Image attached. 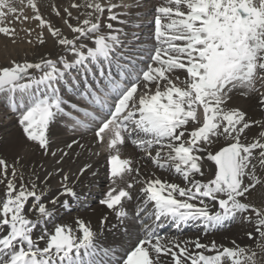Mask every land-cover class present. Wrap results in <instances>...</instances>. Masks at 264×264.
<instances>
[{
    "label": "snow or ice",
    "instance_id": "obj_1",
    "mask_svg": "<svg viewBox=\"0 0 264 264\" xmlns=\"http://www.w3.org/2000/svg\"><path fill=\"white\" fill-rule=\"evenodd\" d=\"M148 3L69 0L51 6L57 25L38 0H0V35L15 45L16 24L35 21L38 43L47 31L57 48L38 61L0 64V115L20 129L11 159L0 153V264H264V196L253 199L264 193V0H156L146 41L125 29ZM23 31L31 37L35 29ZM63 82L82 100L65 99ZM65 117L73 136L53 150ZM89 134L108 181L99 205L129 238L119 254L99 244L86 217L58 216L57 205L83 203L76 181L93 166L82 165L73 180L63 162L65 149L84 148L76 137ZM129 146L136 155L125 154ZM37 152L54 159L49 170L29 169ZM142 161L174 172L183 186ZM238 217L254 246L158 231L169 221L177 229L202 222L207 233Z\"/></svg>",
    "mask_w": 264,
    "mask_h": 264
},
{
    "label": "bare ground",
    "instance_id": "obj_2",
    "mask_svg": "<svg viewBox=\"0 0 264 264\" xmlns=\"http://www.w3.org/2000/svg\"><path fill=\"white\" fill-rule=\"evenodd\" d=\"M152 1L153 0H149V3H151ZM38 3L42 4V12L44 13V15L50 18L54 23L59 25L60 20L55 16L54 12H52L51 6L67 7L69 0H63V2L61 0H38ZM26 12L28 14H31L30 10L26 9ZM36 23L37 22L35 21H29L26 24H16L18 36L16 37L17 43L15 45H13L6 37L0 35V64L5 63L10 57L21 59L28 56V60L33 61L37 57L40 58L41 55H46L49 52L54 53L57 51V48L54 46L52 38L48 36L49 34L47 33V31H45L44 34L46 43L44 45H40L38 43V41L36 40V35L39 31H41V29L36 27ZM22 27L33 28L35 29V31L32 33L31 37H27L25 34H23V31H21ZM29 38L32 39V44L27 43V39ZM37 47H39L38 53H34L31 55L29 50L36 49ZM0 99H2V96H0ZM237 103H239L241 107L249 108L250 111L256 114V118H259L258 110L251 108L248 101L237 98ZM0 112H2V105H0ZM4 118L5 117L3 115H0V153L7 155L9 159H11V142L20 136V129L18 125L13 127L14 124H16L14 118L8 119L7 122L4 121ZM71 138L72 137L65 136L64 131L61 132L59 138L56 141V144L60 142L57 147L61 148L62 145L63 148H65V141L70 142ZM81 143L84 144V148H80L74 145L72 150L65 149L66 151H68L69 155L64 159V170L66 172L72 173L73 180H76L74 174L82 165L91 163L93 167L87 173H85L84 176L80 177L78 181H76L77 190L82 193L81 201H83V203L73 200L71 202V208L82 207V209H85L84 211H82L83 215H81V217H86L92 223V226L98 230L99 237L104 238L98 241L101 246L111 244L112 247H115L116 249H122L123 244L124 247H127L129 245V238L124 235L123 232H119L120 236L117 239H113V236L111 237V234H113L114 226L119 224V220L114 217L110 210H106L103 208V206L98 204L94 205L96 198L98 196H102L107 188L108 181L104 173V158L103 156L96 157L93 155L92 150L94 148L93 146H90L91 140L83 138L81 139ZM125 154L136 155V151L134 150V148H128ZM36 156L37 155H35L34 158L38 159L36 158ZM39 158V162L43 163L42 169L40 171L49 170L55 163L54 159L48 156L44 157L39 155ZM142 164L145 166V170H154L156 171L157 176H160L163 179H167L170 182L182 184V179L179 178L174 172L168 173L162 170H156L154 166L148 164L147 161H142ZM93 170L97 172L96 176H93L91 174ZM80 181L83 182L80 183ZM53 184L55 185V182H53ZM52 191L56 192L55 186L52 188ZM262 196H264V193L258 191L253 194V199L259 201ZM91 206L93 207L92 209ZM57 208L59 209V217L63 216L65 214V211L67 210L60 208L59 205H57ZM129 210L131 212L133 209L130 207ZM101 212H103V214L107 215L109 218V223L103 226L99 223ZM103 228H107L108 230L106 231ZM246 230H251V227L247 224V222H242L238 217L234 221H227L225 223V226L221 228V230H213L212 232L206 233L205 229L203 228V230L200 229V231H196L193 233H184L179 236V238L181 240H191L195 239L196 237H200L202 239V242L205 243L212 239H215L217 243H223L226 246H230L231 239H238V242L241 243L242 246L244 244L254 246L252 245V242L247 240V237L245 236ZM169 238H171V236H169Z\"/></svg>",
    "mask_w": 264,
    "mask_h": 264
},
{
    "label": "rangeland",
    "instance_id": "obj_3",
    "mask_svg": "<svg viewBox=\"0 0 264 264\" xmlns=\"http://www.w3.org/2000/svg\"><path fill=\"white\" fill-rule=\"evenodd\" d=\"M62 2H63V0H61ZM146 9V8H145ZM56 24V23H55ZM22 26V25H21ZM23 28L25 29V27H22L21 28V31H23ZM25 31H23V34H25L24 33ZM26 35V34H25ZM48 36H50V35H48ZM38 48L39 47H37L36 49H33V50H29L30 51V53H31V55L32 54H34V53H38ZM49 54V53H48ZM48 54H44L45 56H48ZM53 54H55V52L53 53ZM43 55V56H44ZM28 57V56H27ZM27 57H25L26 59H28ZM16 59H18V58H16ZM39 60V58L37 57V58H35V60H33V61H38ZM29 61H32V60H29ZM6 118V119H5ZM4 119V121L5 122H7L8 121V119L9 118H7V117H5ZM17 124H14V126L13 127H15ZM58 144H60V142L59 143H55L54 145H53V149H55V148H57V145ZM61 148H63V146L61 145ZM3 154V153H2ZM35 155H37L36 156V158H38V159H35L34 157L30 160V162H28L29 163V169H31L32 167H35V168H37L38 170H41L42 169V166H43V163L42 162H39V160H40V158H39V155H40V153L39 152H37ZM41 156V155H40ZM45 157V156H44ZM95 204V203H94ZM95 205H97V204H95ZM99 205V204H98ZM94 206V205H93ZM93 207H91V209H92ZM71 214L73 215V217H75V216H81V215H83V213H82V211L81 210H79V209H74V211L73 212H71ZM62 217V216H61ZM63 217H66V214L63 216ZM96 229V228H95ZM104 230H108L107 228H103ZM229 229H231V228H229ZM225 238H228V237H225Z\"/></svg>",
    "mask_w": 264,
    "mask_h": 264
}]
</instances>
